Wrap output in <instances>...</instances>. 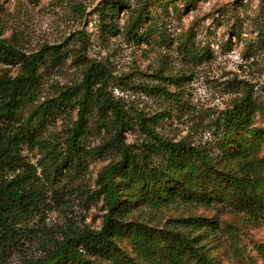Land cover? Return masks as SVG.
<instances>
[{
	"label": "trees",
	"instance_id": "16d2710c",
	"mask_svg": "<svg viewBox=\"0 0 264 264\" xmlns=\"http://www.w3.org/2000/svg\"><path fill=\"white\" fill-rule=\"evenodd\" d=\"M126 5L124 0H103L100 16L106 31L114 29L105 16L115 18ZM130 11L124 28L140 40L146 4ZM84 42L72 50L75 66L82 68L81 80L52 84L50 93L44 74L61 69L70 56L67 50L55 45L28 53L13 38L0 37V66L7 65L0 69V264H12L15 255L17 264H218L200 235L184 230L196 232L205 217L172 218L159 228L132 219L131 213L145 202L210 206L229 198L240 209L257 214L264 209L258 174H239L187 137H162L149 123L156 118L139 115L136 125L147 138L139 145L129 142L124 132L134 122L108 91L107 64L84 55ZM257 109L264 107L245 100L215 122L225 159L258 149L257 131L248 127ZM74 110L77 118L71 126L51 129ZM95 114L100 119L96 127L90 121ZM93 136L100 139L97 144ZM107 158L92 190L82 174L92 162ZM252 162L262 167V160ZM68 181L77 182L73 188L83 205L102 199L101 227L76 225L69 216L54 229L30 224L37 217L44 222L51 202L63 201L58 187Z\"/></svg>",
	"mask_w": 264,
	"mask_h": 264
},
{
	"label": "rangeland",
	"instance_id": "374dc122",
	"mask_svg": "<svg viewBox=\"0 0 264 264\" xmlns=\"http://www.w3.org/2000/svg\"><path fill=\"white\" fill-rule=\"evenodd\" d=\"M102 2L3 0L0 37L13 38L28 53L55 45L67 50L70 56L61 69L51 68L44 74L50 93L52 84L81 80L82 68L75 66L72 55L85 40L82 53L91 61L107 64L111 71L108 91L134 122L124 132L129 142L139 145L147 138L136 125L139 115L156 118L149 123L162 137H187L239 174H258L263 190L264 110L257 109L248 125L257 131L254 138L259 147L245 156L225 159L218 145L220 131L214 124L245 100L264 107V0H124L127 5L119 8L115 18L105 16L113 26L112 32L101 24ZM142 3L148 14L138 30L142 35L139 40L130 37L124 25L130 9ZM62 116L51 129L60 131L71 126L77 112ZM90 121L96 127L99 116L95 114ZM99 141L92 137V143ZM29 157L36 162L35 156ZM252 160H262V167ZM108 162V158L92 162L82 174L92 190L97 187L98 172ZM75 184L68 181L58 187L63 201L51 202L44 222L37 217L30 224L54 229L69 216V222L99 229L105 212L102 199L90 207L83 205L76 198ZM231 202L229 198L218 199L210 206L145 202L130 217L159 228L172 218L205 217L196 232L184 230L199 234L218 264H264V209L251 214ZM17 262L15 255L11 263Z\"/></svg>",
	"mask_w": 264,
	"mask_h": 264
}]
</instances>
